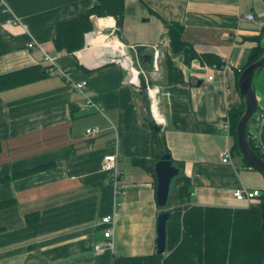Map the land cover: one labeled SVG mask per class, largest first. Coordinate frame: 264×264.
I'll return each instance as SVG.
<instances>
[{
  "label": "crops",
  "instance_id": "crops-1",
  "mask_svg": "<svg viewBox=\"0 0 264 264\" xmlns=\"http://www.w3.org/2000/svg\"><path fill=\"white\" fill-rule=\"evenodd\" d=\"M93 1L4 0L0 5V74L47 65L44 51L55 62L48 76L0 91V201H10L0 208V264H110L113 255L156 253L161 208L145 118L156 120L125 69L95 63L103 41L90 47L88 40L101 30L139 54L148 45L161 48L159 70L143 67L149 85L159 88L156 124L170 157L182 163L191 182V204L246 208L233 189L264 192V174L219 127L229 109L244 103L238 72L253 48L264 47V0H124L120 29L112 16L91 15L84 46L57 49L55 25L83 14ZM247 13L254 18L246 19ZM98 19L107 20L99 27ZM171 22L182 25L181 39L195 53L187 63L183 54L171 57L179 81L168 80L165 63L170 54L166 23ZM208 74L212 82L206 81ZM81 80L90 104L73 87ZM252 86L256 110L264 109V65L255 71ZM88 127L98 129L91 139L85 136ZM259 140L264 149V125ZM227 150L230 161L223 162ZM110 153L118 157V195L101 168ZM36 167L42 168L23 174ZM105 215L113 216V249L96 253Z\"/></svg>",
  "mask_w": 264,
  "mask_h": 264
},
{
  "label": "trees",
  "instance_id": "trees-1",
  "mask_svg": "<svg viewBox=\"0 0 264 264\" xmlns=\"http://www.w3.org/2000/svg\"><path fill=\"white\" fill-rule=\"evenodd\" d=\"M91 15L112 16L116 27L120 29L124 18V0H94L83 14L58 22L55 25L54 46L68 52L81 49L84 46V34L93 27ZM166 24L170 48V54L165 57L167 77L169 81H179L181 75L172 64L171 57L183 54L187 63L195 57V53L181 39L182 25L178 22ZM263 52L264 47L257 45L253 48L243 68L259 58ZM50 72L47 65H34L0 74V91L46 77ZM145 105L148 109L146 101ZM244 108L245 104L242 103L240 107L231 108L227 112L230 119L229 134L233 138V146L238 150L235 130ZM146 118L151 128L152 160L155 162L160 155L169 152L160 130L155 131L152 128L154 121L148 115ZM251 120L246 126V132ZM247 140L253 151L264 159V153L248 137ZM170 160L179 169V173L170 183V195L163 207L169 210L164 253L142 256L113 255L112 264H262L264 233L261 228L260 204L234 209L193 205L190 202L191 182L183 173L182 163L171 157ZM41 168L36 167L23 174ZM9 203L8 200L0 201V208Z\"/></svg>",
  "mask_w": 264,
  "mask_h": 264
},
{
  "label": "built area",
  "instance_id": "built-area-1",
  "mask_svg": "<svg viewBox=\"0 0 264 264\" xmlns=\"http://www.w3.org/2000/svg\"><path fill=\"white\" fill-rule=\"evenodd\" d=\"M4 3V0H0V5ZM245 18L248 20H252L254 18L253 13H247L245 15ZM105 35L108 37V39L104 40L101 45L103 49L100 50L98 55L96 56L95 63L98 65L107 64V63H117L119 64L123 69H125L128 72L129 75V82L132 84L137 90H139V79L138 75L142 74L146 83H147V91H148V102H149V108L153 110V107L156 109L157 112V94L159 92V88L157 85H149L150 83V77H148V74L146 70L143 68V62L141 59V54L138 53V51L135 49L133 45L125 44L123 41H121L116 35L105 33ZM34 44L33 40L29 43H27V47H32ZM88 45L85 46V48ZM148 53L151 54V61H150V67L153 72H157L160 68V62L162 58V51L159 45L153 44L148 45ZM43 63L47 64V70L51 71L54 68V57L49 54L48 52L44 51L43 56ZM233 66L234 64L231 63ZM237 68L238 71H240L239 67ZM207 82H212V75L208 74L205 77ZM85 85V81L81 80L78 82L73 83V87L82 93L85 99V104H90L91 100L84 94L83 87ZM98 108V107H97ZM158 113V112H157ZM154 116V114L152 113ZM155 117V116H154ZM251 120L250 126L247 128L248 132L246 133V136L252 140L254 145L258 147L261 152L264 153V149L261 145V142L259 140V129L261 126L264 125V109H260L255 111ZM155 122L160 120L158 117L155 118ZM219 127L226 133L229 134L230 132V119L228 114L225 115L224 119L219 123ZM98 133V129L96 127H88L85 129V136L88 139H91L96 136ZM117 154L116 153H110L104 155L102 162H101V168L102 170L109 173L110 180L114 185V194L118 195L121 192L122 186L118 183L119 179V171L117 168ZM222 161L223 162H229L230 156L229 151H225L222 155ZM233 197L238 201H244L246 202L247 206L251 205H259L261 204L262 195L263 192L259 189H252L249 190L244 187H237L233 189L232 191ZM100 223L106 224V227L103 231V240L98 241L94 244V251L96 253H101L105 249L112 250L113 249V216L112 215H105L100 218ZM112 264V261L110 262Z\"/></svg>",
  "mask_w": 264,
  "mask_h": 264
},
{
  "label": "water",
  "instance_id": "water-1",
  "mask_svg": "<svg viewBox=\"0 0 264 264\" xmlns=\"http://www.w3.org/2000/svg\"><path fill=\"white\" fill-rule=\"evenodd\" d=\"M141 59L143 63H147L149 65L151 61V54L148 52L142 53ZM263 65L264 52L259 58L243 68L240 72V75L238 76L237 86L239 93L243 98L245 108L237 122L235 130L238 146L243 157L254 168L258 169L262 173H264V159L255 153V151H253V149L250 147L246 136V126L257 108L252 86L253 75L255 71L261 68ZM138 79L139 92L141 93L144 100L148 103L147 83L142 74L138 75ZM145 120H147V118H145ZM152 128L153 130L158 131L161 127L160 125L153 123ZM152 169L156 179V203L159 207H161V211L157 214L156 218V253L163 254L166 245V220L169 216V210L163 207L167 204L168 197L170 195V183L172 179L179 173V169L172 164L170 155L168 153L160 155L159 159L153 162ZM260 211L261 228L264 233V192L260 204ZM262 264H264V256Z\"/></svg>",
  "mask_w": 264,
  "mask_h": 264
},
{
  "label": "bare ground",
  "instance_id": "bare-ground-1",
  "mask_svg": "<svg viewBox=\"0 0 264 264\" xmlns=\"http://www.w3.org/2000/svg\"><path fill=\"white\" fill-rule=\"evenodd\" d=\"M107 19H98L97 21H98V25H99V27H101L102 25H103V23L106 21ZM101 29V28H100ZM99 32V31H98ZM98 32H97V35H98ZM94 37V36H93ZM108 38V37H107ZM91 39V38H90ZM93 39V38H92ZM99 42H101V41H99V40H96L95 42H90V47H95V45L96 44H98ZM90 50L91 49H87L86 51L87 52H90ZM83 53H84V51H82L81 53H79V55L82 57L83 56ZM152 113L154 114V116H155V118H157L158 119V117H159V115H158V113L156 112V109L153 107V110H152ZM247 133V132H246ZM259 149V148H258Z\"/></svg>",
  "mask_w": 264,
  "mask_h": 264
},
{
  "label": "rangeland",
  "instance_id": "rangeland-1",
  "mask_svg": "<svg viewBox=\"0 0 264 264\" xmlns=\"http://www.w3.org/2000/svg\"><path fill=\"white\" fill-rule=\"evenodd\" d=\"M101 31L98 32L97 38L95 40L91 38L88 41L95 42L96 40L104 41V40L108 39L107 36L103 32H101ZM146 72L148 74V77H150L149 71H146ZM147 105H149V102L147 103Z\"/></svg>",
  "mask_w": 264,
  "mask_h": 264
}]
</instances>
